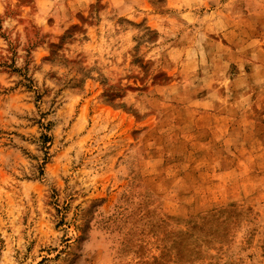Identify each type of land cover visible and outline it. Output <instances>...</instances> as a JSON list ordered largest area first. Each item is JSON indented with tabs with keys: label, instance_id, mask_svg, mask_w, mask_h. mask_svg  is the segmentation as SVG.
I'll use <instances>...</instances> for the list:
<instances>
[{
	"label": "rangeland",
	"instance_id": "obj_1",
	"mask_svg": "<svg viewBox=\"0 0 264 264\" xmlns=\"http://www.w3.org/2000/svg\"><path fill=\"white\" fill-rule=\"evenodd\" d=\"M0 264H264V0H0Z\"/></svg>",
	"mask_w": 264,
	"mask_h": 264
}]
</instances>
